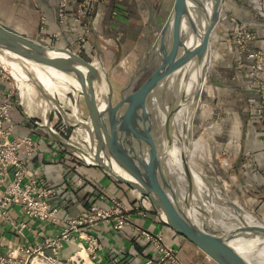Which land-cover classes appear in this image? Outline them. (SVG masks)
Returning a JSON list of instances; mask_svg holds the SVG:
<instances>
[{
    "label": "crops",
    "instance_id": "obj_1",
    "mask_svg": "<svg viewBox=\"0 0 264 264\" xmlns=\"http://www.w3.org/2000/svg\"><path fill=\"white\" fill-rule=\"evenodd\" d=\"M36 1L46 18L43 32L39 30V11L34 8L32 0H0V23L33 39H41L45 44L71 48L75 28L67 23H58L59 0ZM172 2L173 0H101L98 26L107 39L97 42L92 35L90 40L94 43L95 50L91 52L86 49L77 55L95 70L99 78L96 79L98 95L102 102L101 85H110L113 103L118 101L121 91L120 88L118 99L114 102V82L107 73V54L115 45L113 40L120 39L121 47L156 33L162 25L161 21L168 16ZM262 2L264 6V0ZM67 11L70 13L71 7ZM222 12V28L216 37V53L221 55V59L212 69L211 76L213 84L217 86L215 89L218 90L215 102L223 110L224 117L216 125L214 132L206 140L204 138L203 144L197 145L198 150L201 145L206 146V151H201V158L196 153V146L192 150L193 157L198 162L216 164L217 146L219 149L223 147L227 152L223 162L229 169L226 175L233 181H238L233 188V195L240 197L242 206L239 207L243 211L245 209V212L256 213L264 222V146L258 142L259 129L252 108L255 96L248 85L249 79L245 72L238 73L234 70V56L224 37L226 18L233 15L252 25L258 37L256 45L264 51V11L257 0H223ZM150 13L153 23L150 21ZM52 34H56L57 40H52ZM6 50L0 47V66L12 62V55ZM96 67H100V73ZM12 80L13 84L0 79V101L11 90V100L15 105V110L11 113L15 124L14 134H30L35 139L42 140L38 150L27 159V165L55 189L56 193L48 199V203L56 209L61 220L77 215L93 205L105 206L106 200L101 196H115L128 207L130 218L135 224L162 235L168 244L179 250V257L185 264H216L189 241L165 226L157 218L147 197L116 180L97 165L94 159L95 130L83 98L76 92L79 90L76 84L67 85V94L64 89L54 94L58 108L66 109V112H60L59 109L56 111L55 108H48L46 99L36 92L35 84L15 78ZM114 81L118 82L116 79ZM60 120H65L76 128H71L61 138L48 139L50 128ZM89 160H94L95 164H89ZM209 168L211 169L210 166ZM212 171L214 172L213 169ZM201 173L209 175L204 169ZM80 176H83L82 183L72 184ZM225 184L223 188L226 190ZM137 209H141L144 215L138 214ZM8 215L16 224L26 223L29 229L21 236L15 225L0 219V255H4L11 247L38 244L44 238L58 234L63 227L62 221L38 223L28 219L15 205L8 208ZM88 232L97 237L100 243L95 260L97 264H112L113 259L117 260V264H144L152 256L151 246L137 238L131 228L113 231L103 223H98ZM77 243L75 235L73 240L64 244L59 256L66 258L71 255L77 250Z\"/></svg>",
    "mask_w": 264,
    "mask_h": 264
},
{
    "label": "water",
    "instance_id": "obj_2",
    "mask_svg": "<svg viewBox=\"0 0 264 264\" xmlns=\"http://www.w3.org/2000/svg\"><path fill=\"white\" fill-rule=\"evenodd\" d=\"M205 1L173 0L169 14L156 35L154 43L158 39V47L153 44L155 50L158 49L156 68L140 86L130 89L131 81L137 74L135 73L129 83L121 89L119 99L114 104L109 85L104 97L105 107L102 109L98 107L95 100L93 80L97 76L96 72L77 54L67 48L37 44L24 34L2 23H0V47L36 62L50 63L64 72H73L89 120L95 130L96 152L94 159L97 165L116 180L147 197L157 218L165 226L189 241L216 264H241L234 258L226 244L233 240L236 234L243 231L264 237V228L255 229L240 222L243 225L235 226L233 229H223L220 226L215 229L212 226L215 223L213 210L210 225L202 221V226H200L193 221L191 208L193 205L197 206L194 201L199 199L196 198L195 193L196 178L199 177L203 181L207 191L213 188L204 182L202 175L189 162V142L184 138L185 128L182 129L181 135L178 134L175 128L176 106L165 114L168 130L175 136L182 151L183 177L186 180L185 211L179 208L174 198L168 196L166 190L158 181L156 176L157 159L151 153L150 143H147L148 153L142 147L143 142H147L145 135H147L148 129L145 123L152 116L153 102H158L161 108L164 109L162 92L168 77L187 56L210 40L213 29L220 20L222 0H213L211 19L204 29H199V23L194 15L199 5ZM149 15L150 21L153 23L151 13ZM184 24L187 33L185 38H182L181 31ZM163 32L170 36L164 48L162 47ZM51 51L62 55L51 56L48 54ZM109 161H113L127 174L128 178L115 173L109 165ZM230 203L237 211V205L233 202ZM237 214L239 215V212Z\"/></svg>",
    "mask_w": 264,
    "mask_h": 264
},
{
    "label": "built area",
    "instance_id": "obj_3",
    "mask_svg": "<svg viewBox=\"0 0 264 264\" xmlns=\"http://www.w3.org/2000/svg\"><path fill=\"white\" fill-rule=\"evenodd\" d=\"M32 2L39 11V30L43 32L46 27L45 15L39 10L37 1ZM100 4L101 0H59L58 23H67L75 28L72 47L68 48L71 52L78 54L86 49L94 51L95 45L90 40L92 35L97 42L105 40L98 26ZM257 4L264 11L262 0H257ZM68 7L72 9L70 13ZM226 25L224 37L234 56L233 68L238 73L245 72L255 96L252 108L259 129L258 142L264 146V51L257 47L258 37L250 23L230 15L226 18ZM28 38L37 44L48 45L41 39ZM51 38L57 40L56 34H52ZM48 46L54 45L51 43ZM0 79L7 78L0 74ZM76 92L81 94L80 90ZM11 96L10 90L0 101V219L15 225L17 233L24 236V231L29 229L26 223L16 224L8 215V208L15 205L28 219L38 223L62 221L63 227L58 234L46 237L38 244L9 248L4 255H0V264H97L95 260L100 243L88 230L98 223H103L113 231L131 228L137 238L146 241L152 248V256L144 264H185L179 257V250L168 244L162 235L135 224L130 218L128 207L115 196H101L106 200L105 206L93 205L61 220L56 209L48 203V199L55 195V189L27 165V159L38 150L42 140L30 134H14L15 124L11 113L15 105ZM71 126L65 120L58 121L50 128L48 139L63 137L71 128H76ZM88 162L95 164L94 160ZM82 181L83 176H80L72 184H81ZM137 213L144 215L141 209ZM75 235L78 238L77 250L66 258L60 257L59 252L64 244L73 240ZM116 262V259L112 260V264Z\"/></svg>",
    "mask_w": 264,
    "mask_h": 264
},
{
    "label": "rangeland",
    "instance_id": "obj_4",
    "mask_svg": "<svg viewBox=\"0 0 264 264\" xmlns=\"http://www.w3.org/2000/svg\"><path fill=\"white\" fill-rule=\"evenodd\" d=\"M222 19L223 12L221 11L220 20L213 29L210 40L207 42V47H201L194 53H192L193 55H191L192 57H194L191 64L192 66L195 64L194 60H196V58H199L200 63L204 64V66H208L206 71V78L202 77L203 72L202 69L200 70L203 85L202 90H199V92H202L203 94L204 103L201 102V108H199L197 112V120L192 121V117L190 116L187 109L184 107L190 97H187L188 95L186 96L188 89L187 86H182L180 84L181 82L179 81L181 75L180 72H182L183 70L182 62L177 69L178 73L176 71L175 74L172 75L175 78H172V76L168 78L167 84L162 92V102L164 105L172 103L173 96L176 93H178L179 99L181 101L187 100V102L182 107H180L174 115L175 128L179 135H181L182 129L185 128L184 138L189 142V162L191 163V166L202 175L205 180L204 182H206L208 186L213 188L212 193L214 199V222L223 229H233V227L235 226H242V224H240L241 218L248 225H252L253 228H264V222L261 221V219L259 218V216H257L256 213L250 211L245 212V209L243 211V208L239 207V205H241V199L239 196L233 195V188L238 183V181H233L230 177L226 175L229 169L227 165L223 162L225 160V153H227L225 152L224 148L221 147L219 149V147L217 146L218 149L216 153V164H207L205 162L202 163L201 161L198 162L195 156L193 157V147L196 146V153L199 154L200 157L201 151H204L206 146L201 145V148L199 147L198 150L197 145L199 143L203 144L202 142L204 138L206 140L210 133L214 132L216 125L221 123L224 117L223 110L220 109V107H218L215 102L218 90L215 89L217 86L215 87V85L213 84V78L211 76L212 69H214V67H216L218 63H220L221 59V55L216 53V37L222 28ZM161 22L163 23L164 21L162 20ZM157 32L158 31L153 34L143 36L138 40L136 39L134 43H130L121 47L119 43L120 39L113 40V43H115V45L113 44L114 46L112 48V51L107 54L109 55L107 73L109 75V79L114 82V102L118 99L117 94L119 89L125 87L135 73L137 74L131 81L130 89H135L140 86L145 80V78L149 76L156 68L158 64V49L155 50V46L158 47V39L156 40V43L154 42L156 39ZM181 33L182 38H185L187 33V28L185 24L182 26ZM153 44H155V46ZM208 47L210 48V51L213 54L211 61H208L207 53L204 54V50ZM6 51H8L12 55V62H10L8 65L0 66V74L4 78H7L5 80L10 82L11 84H13L12 78L20 79L21 81L32 82L36 85L35 90L40 95V97L46 99L47 103L49 104V109H51L50 107H52L55 108L56 111L59 109L58 111L60 112H66L65 108H62L63 110L61 108H58L54 93H52L53 95L51 93H48L45 88V85L47 83L52 82L57 83L60 86V90L64 89V93L67 94V85L76 84L74 78H72L75 74L73 72H64L60 69H57L50 63L27 60L15 55L9 50ZM95 69L98 71V73L101 72L100 67H96ZM186 71L190 73L192 72L190 70L188 71V69ZM9 75H11L12 78ZM190 75H192V73ZM96 79H99L98 76L95 77V80ZM115 79L118 80L117 83H115ZM200 98L195 97L196 101L193 104L195 106V108H193V112L198 107ZM149 128L151 133L154 134V126L151 125ZM209 166L211 167V169L209 168ZM203 169L209 175L205 176L204 174H202L201 171ZM212 169L214 170V172L212 171ZM170 184L175 194L179 196L180 199H184L186 195V180L181 175V173H175L173 178L170 180ZM223 184L227 185L226 190L223 188ZM195 193L197 195V198L199 199H195L194 201V204L197 206H194L193 208V218L197 225L202 226L201 217L203 216V212L199 208H201L205 211V213H207L209 198L207 195L206 188L202 187L199 184L195 186ZM230 202H233L234 204L237 203V211L236 209H234ZM237 212H239L240 218L238 217ZM207 224L210 225L209 218H207ZM239 239H235L233 241V243L237 245V247H239L237 248V251L246 250L245 245L240 246L241 242ZM246 257L251 262V264H264V254L249 253L246 255ZM239 262L241 264H244L241 260H239Z\"/></svg>",
    "mask_w": 264,
    "mask_h": 264
},
{
    "label": "bare ground",
    "instance_id": "obj_5",
    "mask_svg": "<svg viewBox=\"0 0 264 264\" xmlns=\"http://www.w3.org/2000/svg\"><path fill=\"white\" fill-rule=\"evenodd\" d=\"M212 7H213V0H206L201 5H199L197 10L195 11L194 16L197 18L200 30L204 29L206 24L210 21L211 16H212ZM169 37H170L169 34H166L165 32H163V34H162V47L163 48L166 46V43L169 41ZM207 42L205 44H203L201 47L202 48L207 47ZM205 53H207V55H208V61H211L213 54L210 51L209 47L204 50V54ZM48 54L51 56H56V55L61 56L62 55L60 53H56L53 51L48 52ZM15 55H17V54H15ZM191 55H193V54H190L189 56H187L182 61V63H183L182 67L184 66V68H183L182 72H180L181 75L179 78V81L181 82L180 84L182 86H187V88H188L187 94H186V96L188 95L187 97H190L188 102H187V100L181 101L179 99L178 93H176L173 96L172 103L164 105V109L161 108V106L158 102H156V101L153 102L154 109L152 112V116L149 119V121L145 123L146 124L145 126L148 129L147 135H145L147 137V142H143V144H142L143 150L146 153H148L147 143H150V146L152 148L151 153L157 159V165H156L157 179L161 183L163 188L166 190L168 196L170 198H174L175 203L183 211H185V199L186 198L180 199L179 196H177L175 194V192L173 191L171 184H170V180L173 178L175 173L179 172L183 176L184 169H183V163H182V151L177 144L175 136L173 134H171V132H169V130H168L169 127L167 126V123H166V114L165 113L167 111H169L174 106L177 107V109H176V112H177V110L187 102L184 107L187 109L190 116L192 117V121H195L198 118L197 112H198L199 108H201V102L204 103L203 94H202V92H199V90H202V85H203L202 77L206 78V71H207L208 66L207 65L204 66V64L200 63L199 58H196V60H194L195 64L192 66L191 64H192V60L194 59V57H192ZM17 56H19V55H17ZM19 57L24 58L22 56H19ZM24 59H27V58H24ZM27 60H31V59H27ZM44 63H47V62H44ZM190 66H192V67H190ZM177 69L170 76L174 75L175 72L177 71ZM187 69H188V71L189 70L192 71L191 72L192 75H190L191 74L190 72L186 71ZM201 69L203 72L202 77L200 74ZM177 73H178V71H177ZM9 76L11 77V75H9ZM72 78H74V81H75V83L79 89V85H78V82L76 80V76L74 75V77H72ZM172 78H175V77L172 76ZM93 83H94L93 87L95 86V88H94L95 100L97 102L98 107L100 109H102L105 107V98L104 97H105V93L109 89V85L108 84H103V85L100 84L101 88L103 90L104 101L102 102V100L98 99L99 98L98 97V88H97L98 83L96 82V80H93ZM166 84H167V82H166ZM45 88H46L47 92L51 93V94L52 93L58 94L60 92V86L57 83H53V82L47 83L45 85ZM195 97H198L201 100L199 99V103H198L199 105L193 112V108H195V106L193 104L196 101ZM176 112H175V114H176ZM151 125H153L155 128L154 134H152L150 131L149 127ZM177 163H178V165H177ZM109 165L112 167V169L115 173H117L123 177L128 178L127 174L123 170H121L113 161H109ZM195 181H196V185L199 184L202 187L205 186V184L203 183V181L199 177H197ZM207 195L209 198V200H208V212L205 213L204 210L199 208L203 212V216L201 217V221H204L206 224H207V218H209V221H211V219H212L211 213L213 210V203H214L212 189H208ZM171 196H173V197H171ZM193 208H194V205L191 208L192 218H193ZM238 217L240 218V214L238 215ZM193 221H194V218H193ZM240 221L245 226L253 228L252 225H248L241 218H240ZM212 226L215 229L218 228V225L216 223L212 224ZM235 239H239L241 242L240 246L245 245L246 250H244V251L238 250L237 251V248H239V247H237V245H235L233 243V241ZM226 246L231 250L234 258L238 262H239V260H241L244 264H251V262L247 259L246 255L249 253L264 254V237L256 236L250 232L243 231V232L236 234V236H234L233 240L229 241L226 244Z\"/></svg>",
    "mask_w": 264,
    "mask_h": 264
},
{
    "label": "flooded vegetation",
    "instance_id": "obj_6",
    "mask_svg": "<svg viewBox=\"0 0 264 264\" xmlns=\"http://www.w3.org/2000/svg\"><path fill=\"white\" fill-rule=\"evenodd\" d=\"M223 1V0H222ZM183 68H184V66H183Z\"/></svg>",
    "mask_w": 264,
    "mask_h": 264
}]
</instances>
